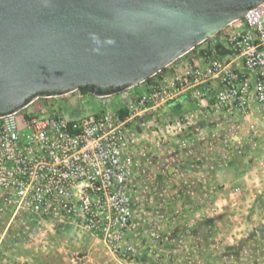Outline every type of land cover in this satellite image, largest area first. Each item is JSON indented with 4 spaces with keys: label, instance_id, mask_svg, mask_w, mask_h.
<instances>
[{
    "label": "rangeland",
    "instance_id": "rangeland-1",
    "mask_svg": "<svg viewBox=\"0 0 264 264\" xmlns=\"http://www.w3.org/2000/svg\"><path fill=\"white\" fill-rule=\"evenodd\" d=\"M203 47L206 41L166 66V79L184 63H201ZM132 89L103 97L76 90L28 108L68 118L116 113ZM158 121L135 118L130 128L139 145L131 155L134 214L126 238L134 262L55 216L12 214L0 202V264H264V115L202 112L181 132L165 128L164 116Z\"/></svg>",
    "mask_w": 264,
    "mask_h": 264
},
{
    "label": "built area",
    "instance_id": "built-area-1",
    "mask_svg": "<svg viewBox=\"0 0 264 264\" xmlns=\"http://www.w3.org/2000/svg\"><path fill=\"white\" fill-rule=\"evenodd\" d=\"M215 39L232 53L203 54L201 63L182 64L169 80L152 75L157 79L146 91L124 97L122 117L104 110L68 118L41 105L32 110V102L0 117V202L13 213L55 216L134 262V250L126 241L134 214L135 162L126 152L132 121L155 124L162 115L165 128L181 132L202 112L256 110L264 115V1ZM187 92L192 108L173 115L163 112ZM177 143L186 145L180 137Z\"/></svg>",
    "mask_w": 264,
    "mask_h": 264
},
{
    "label": "water",
    "instance_id": "water-1",
    "mask_svg": "<svg viewBox=\"0 0 264 264\" xmlns=\"http://www.w3.org/2000/svg\"><path fill=\"white\" fill-rule=\"evenodd\" d=\"M264 0H0V117L72 91L118 94Z\"/></svg>",
    "mask_w": 264,
    "mask_h": 264
},
{
    "label": "crops",
    "instance_id": "crops-1",
    "mask_svg": "<svg viewBox=\"0 0 264 264\" xmlns=\"http://www.w3.org/2000/svg\"><path fill=\"white\" fill-rule=\"evenodd\" d=\"M241 29H244V27H241ZM177 60V59H176ZM175 60V61H176ZM174 61V63H176ZM236 63L237 64H239V60H237L236 61ZM165 71V72H164ZM162 72H164L163 73V75H165V73H166V68L162 71ZM161 72V73H162ZM161 74H159L158 75V77L160 76ZM157 77V78H158ZM156 77H152L151 79H150V81H147L146 83L147 84H149V83H151V82H153L154 81V79H155ZM156 78V79H157ZM144 82H140V83H138L137 85H135V86H133V87H131V88H129V89H132V88H134V89H132V91H134V92H141V90L143 91L145 88H146V86H145V84H143ZM193 106H192V101H191V99H190V96H189V94H188V92L187 93H183L181 96H179L176 100H174L173 102H171L169 105H167V107L166 108H164L163 109V112H165V113H171L172 115L173 114H179V113H181V112H184V111H186V110H188L189 108H192ZM200 114V113H199ZM208 114V113H207ZM161 116L162 115H159L158 117H159V119H161ZM204 116H207V120L209 121L210 119H211V117H213V116H209V115H204ZM152 117H154L155 118V113H153V116ZM210 117V118H209ZM141 123H142V121H140ZM135 123H137V122H134V125H135ZM147 123V122H146ZM150 123V122H149ZM133 123H131V125H132ZM194 125H196L195 123H194ZM131 128V127H130ZM194 132L195 131H199V128L197 129L196 127H193V129H192ZM131 131V130H130ZM196 133H198V132H195V133H192L191 135L194 137H196ZM131 136H132V133H131ZM135 137V133L133 132V138ZM192 137V139H194ZM133 138L132 137H130L129 136V141H128V148H127V150H126V152L131 156V155H133L134 153L133 152H136V150H137V148H139V145L138 146H135V145H133V143H132V141L137 145V143H136V140L134 139L133 140ZM130 142L132 143V145H130ZM197 144V143H196ZM185 147V146H184ZM135 148V149H134ZM10 211H11V213L12 214H26V213H22V212H19V213H13L12 212V210L10 209Z\"/></svg>",
    "mask_w": 264,
    "mask_h": 264
},
{
    "label": "trees",
    "instance_id": "trees-1",
    "mask_svg": "<svg viewBox=\"0 0 264 264\" xmlns=\"http://www.w3.org/2000/svg\"><path fill=\"white\" fill-rule=\"evenodd\" d=\"M207 42V47H203V48H197V50H200L199 53L201 54H206V53H214L215 55L219 56V57H224L228 54H231L232 52L230 50H228L225 46H223L222 44L218 43L215 39V37L209 39V40H206ZM198 45H196L194 48H192L191 50L189 51H193L195 50V48L197 47ZM166 67L162 68L159 72H157L155 75H157L158 73L162 72ZM153 76H150L148 77L146 80L144 81H150V79L152 78ZM102 112V111H101ZM118 115L120 117H122L125 113V111L123 109H119L117 111Z\"/></svg>",
    "mask_w": 264,
    "mask_h": 264
}]
</instances>
